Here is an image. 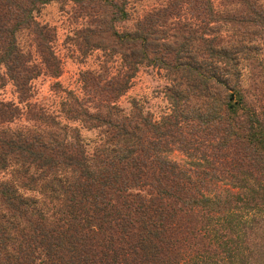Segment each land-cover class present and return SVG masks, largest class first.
<instances>
[{"label":"trees","instance_id":"trees-1","mask_svg":"<svg viewBox=\"0 0 264 264\" xmlns=\"http://www.w3.org/2000/svg\"><path fill=\"white\" fill-rule=\"evenodd\" d=\"M51 1L0 0V85L19 95L0 97V264H264V0H165L131 28L132 0H57L92 19L75 44L119 62L83 72L82 96L55 81L58 113L29 101L63 72L36 16ZM150 66L170 80L159 119L120 104Z\"/></svg>","mask_w":264,"mask_h":264},{"label":"rangeland","instance_id":"rangeland-1","mask_svg":"<svg viewBox=\"0 0 264 264\" xmlns=\"http://www.w3.org/2000/svg\"><path fill=\"white\" fill-rule=\"evenodd\" d=\"M165 0H132L129 3L128 11L131 19L121 23L120 28H131L134 25V18L145 13L153 6L163 3ZM86 12L80 8L79 4L73 1H51L40 8L36 16L41 23H48L56 32V51L63 62V72L60 77L53 78L42 74L33 82V97L29 100L37 103L39 107H45L48 111L58 113L61 96L63 93L56 92L53 89L55 81L59 80L63 87L72 89L77 95L83 94V72L92 71L91 76L103 74L105 67H109V73L115 72L119 62L112 59L118 57H105V50L101 48L90 49L84 53L82 49L75 44V40L82 41L85 33L79 30L90 25L91 17L86 16ZM25 35V33H24ZM26 39L23 38V41ZM109 53L108 50H106ZM263 56V54H261ZM260 56V57H262ZM243 82L249 84L251 79L247 66L244 65ZM170 83L164 70L157 67H142L133 78L132 86L120 98L122 107L129 110L132 102L138 101L144 113H149L152 117L159 119L171 110V103L168 99L167 88ZM0 97L5 101L19 102V95L11 82L0 85ZM24 109L25 103H21ZM29 124L26 115L23 114L20 119L12 123L13 127H21ZM74 126H78L80 134L88 142V146L94 145L97 140L99 130L88 129L79 121H72ZM179 162H184L185 157L182 153L175 151L171 155Z\"/></svg>","mask_w":264,"mask_h":264}]
</instances>
